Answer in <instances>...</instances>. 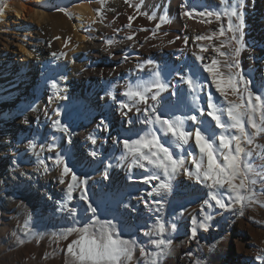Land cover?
<instances>
[{
    "label": "bare ground",
    "instance_id": "obj_1",
    "mask_svg": "<svg viewBox=\"0 0 264 264\" xmlns=\"http://www.w3.org/2000/svg\"><path fill=\"white\" fill-rule=\"evenodd\" d=\"M193 6L191 18L182 15ZM59 7L71 16L58 11ZM217 10L219 0H0V219H22L40 206L51 209L69 200L67 177L65 183H60L59 170L49 167L47 172L35 171L31 147L18 145L24 137L23 127L33 129L39 123L38 146L59 139L54 154L66 152L72 166L89 174L88 200L81 198V191L71 194L76 197L73 203L80 207L78 213L89 211L91 199L102 202L104 208L100 209L114 213L122 226L135 228V264H152L159 249L151 241L157 239L171 240L172 244L156 264H264V184L255 187L258 203L246 200L242 210L239 206L221 209L210 195L218 192L219 198L231 205L223 189H211L181 172L172 181L171 192L150 196L148 193L159 181L145 183L143 178L155 170L150 166L119 165L126 153L118 142L122 141L120 137L137 138L149 127L144 123L143 111L137 113L133 106L131 112L123 110L125 116L120 102L132 104L124 95L126 88L151 81L155 71L159 70L169 84L158 102L149 100V105L155 104L162 115L165 111L172 116L193 114V94L182 79L192 73L202 85L197 95L205 111L209 93L213 102L229 106L203 65L217 57L213 46L227 41L231 34L196 40L198 35L212 36L220 24L214 17H200L198 13ZM239 11L244 17V49L236 58L239 68L232 71H242L252 80L253 92H257L258 88L264 89V0H244ZM165 12L172 22L160 24L159 18ZM153 14L156 19H149ZM129 17L133 19L129 21ZM129 23L131 27H127ZM223 23L226 25V19ZM109 40L114 42L110 47ZM200 45L209 50L201 53ZM223 50L231 53L232 47ZM194 53L205 60L198 61ZM222 71L228 70L222 67ZM53 82L57 87L52 86ZM55 89L59 99H54L56 103L48 111L44 108L50 104L46 97ZM228 99L241 102L231 94ZM138 106L141 110L145 107ZM60 119H76L78 127L69 134L58 131L55 121ZM204 119L211 122L210 117ZM190 125L188 121L186 128ZM208 131L218 134L220 130L209 126ZM89 137H94L96 143ZM256 143L262 146L258 151L264 152V134L256 138ZM185 149L198 153L193 142ZM107 162L113 164L109 172L104 170ZM256 163L264 165V158ZM185 167L194 169L190 162ZM44 211L48 224H59L50 210ZM206 216L211 217L207 230L198 226ZM64 220L68 226L77 223L72 214ZM160 222L167 229L162 236L153 231ZM141 248L147 257L141 255Z\"/></svg>",
    "mask_w": 264,
    "mask_h": 264
},
{
    "label": "snow or ice",
    "instance_id": "obj_2",
    "mask_svg": "<svg viewBox=\"0 0 264 264\" xmlns=\"http://www.w3.org/2000/svg\"><path fill=\"white\" fill-rule=\"evenodd\" d=\"M243 2L244 0H235V2L219 0L220 10L198 13L200 17L205 15L214 17L215 21L220 22V24L218 32H213L212 36L198 35L196 36L197 41L218 39L231 34L227 41L221 40L218 46H213V51L217 57L227 59L221 60L213 57L209 64L203 65L204 70L211 75L216 91L228 103V107L225 108L223 105L213 102L212 95L209 93L206 104L208 110L205 111V107L200 104V97L197 95L202 90V85L198 79L193 78L195 73L182 77L193 94L194 111L191 115L172 116L167 111L162 115L161 112L157 111L155 104L149 105V100L158 102L161 93L169 89V84L161 78L159 70L153 73L151 81L137 82L128 86L124 92L132 104L120 102L119 107L123 114L126 116L127 112H131L133 106H136L137 113L143 111L144 123L149 127L143 135L138 136L135 140L124 139L118 142L122 143L126 149L133 165L141 168L150 166L155 170L151 175L143 178L145 183L159 181L153 191L148 193L150 196L154 193L159 195L171 192L173 189L172 181L183 172L190 180L205 184L211 189L225 190L228 199L233 202L231 205L219 198L221 194L218 192L210 195V200L214 201L221 209L239 206L242 210L246 200L249 203L259 202L255 200V187L257 184H264V165H258L256 160L264 158V152L258 151L262 146L256 143V138L264 134V99H262L264 89L258 88L257 92H253L250 87L252 80L246 77L242 71H232L234 68H239V61L236 58L244 49V17L243 13L239 11ZM57 10L71 16V13L65 8L59 7ZM101 11L102 9H97V12ZM194 11L195 6L191 9L186 8L182 15L191 18ZM132 19L133 17H129V21ZM149 19H156L155 14ZM159 19L160 24L172 22L166 12ZM225 19L226 25L223 23ZM207 22L212 23V20ZM160 24H157V29L160 28ZM127 27H131V23ZM153 34L155 35V33ZM57 39L60 38L57 37ZM128 39L131 40L133 37L129 36ZM233 41L235 42L234 45L231 43ZM184 42L187 44V39ZM113 43L109 40L108 46H112ZM229 46L232 47L231 53L223 50ZM199 47L201 53L209 50L203 45ZM53 55L56 54L53 53ZM194 55L198 61L203 62L205 60V57L199 53H194ZM148 63L152 64L153 62L149 61ZM222 67L228 70L227 73L222 71ZM52 86L57 87L55 82ZM175 94V92L172 93V95ZM229 94L237 96L241 102L236 103L229 100ZM140 104L145 105L142 110L138 106ZM125 109L127 112L123 111ZM204 117H210L214 125H211V122ZM188 121H191V125L186 128ZM55 125L59 131L65 134L70 133L67 125H62L59 120L55 121ZM209 126L219 129V133L208 131ZM68 138L70 140V135ZM89 139L93 144L96 143L94 137H89ZM190 142H193L195 148L198 149L197 154L185 149V146L189 145ZM31 147L35 149L36 145L33 144ZM186 162H190L194 169L190 170L185 167ZM55 164L61 168L60 183H65L64 177L71 174L72 182L67 186V198L71 200L72 192L80 188L81 198L87 201V177L84 179L78 177L62 156L56 157ZM44 170L47 172V167ZM107 178V174H105V179ZM145 203L148 202L145 201ZM153 203L159 204L161 202L153 201ZM205 204L212 207L209 201H205ZM87 207L92 213L97 212L98 206L94 207L92 202H89ZM69 212L73 216L75 215V209H69ZM210 219V216H206L198 226L207 230L209 227L207 221ZM192 223L194 225L192 237L195 238L197 222L194 219ZM94 227L95 225H85L81 228L70 227L60 233L59 238L65 240L73 233L77 234V238L67 245V252L74 258L76 264H130L134 257L136 242L123 239L110 221L104 222L98 230L93 231ZM171 227L173 230L175 229L174 224ZM27 228L28 224H25V229ZM166 230L164 222L158 223L153 229L158 236H162ZM145 235H151V233L146 232ZM151 243L159 249L156 256L152 257V264H156L159 257L166 254L171 247L172 241L157 239ZM140 252L141 255L148 256L143 248L140 249ZM257 259H261V257H257Z\"/></svg>",
    "mask_w": 264,
    "mask_h": 264
},
{
    "label": "rangeland",
    "instance_id": "obj_3",
    "mask_svg": "<svg viewBox=\"0 0 264 264\" xmlns=\"http://www.w3.org/2000/svg\"><path fill=\"white\" fill-rule=\"evenodd\" d=\"M57 90L55 89L51 95L46 97L47 100H50L49 106L44 107L48 111L50 105L52 106L56 103L54 99H59ZM59 121L62 125H67L71 132H74L78 127V121H76V119H71L67 122H65L64 119H60ZM39 127V123H37L36 126H33V129H30L27 126L23 127L22 132L24 134V139H20L18 145L27 144L30 147L33 144L36 145L35 149L31 147V154L34 157L35 171L43 173L45 171V167H47V169L50 167L61 171V168L57 167L55 164L57 156L54 154V149L58 148L57 141L59 139L52 141V144L50 145H42L39 147L38 137H36V130H39ZM120 139L123 141L124 139L135 140L137 138L120 137ZM59 156L64 158V161L78 177L81 179L87 177V184L89 183V174L81 172L75 166H72V159L66 152H63L62 155ZM119 165H133L131 158L127 155V152L120 158ZM112 167L113 164L111 162H107L104 170L109 172ZM70 179L71 174L67 176V181L69 183L72 182ZM78 191L80 192L81 189L77 188L72 193L75 194ZM89 195L90 194H88V196ZM74 198L76 197H72L71 200L62 201L59 206L51 209L45 205L40 206L37 208L39 211L36 210L33 214L22 219H17L13 216L2 217L0 219V264H76L74 258L67 252V245L71 243L73 239L77 238V234L73 233L66 240L59 238L60 233L70 227L81 228L85 225H95L92 229L95 231L98 230L104 222L110 221L123 239L135 241V228L122 226L114 213L106 212L103 209L104 206L102 202L98 203V201L90 199L89 201L92 202L94 207L98 206L97 212L92 213L91 211H85L78 213L80 207L79 205H75L73 203ZM101 207L103 208L100 209ZM33 209L35 208L33 207ZM69 209H75L77 223L73 226H68V224H66V220H64L65 217L71 214ZM44 210H50L54 217L58 219L59 224H48ZM25 224H28L27 229H25ZM130 264H135V250L133 260Z\"/></svg>",
    "mask_w": 264,
    "mask_h": 264
}]
</instances>
